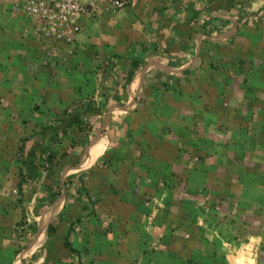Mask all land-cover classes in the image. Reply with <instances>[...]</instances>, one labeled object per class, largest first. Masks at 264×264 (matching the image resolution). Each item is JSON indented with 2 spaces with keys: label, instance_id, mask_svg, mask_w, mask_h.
I'll list each match as a JSON object with an SVG mask.
<instances>
[{
  "label": "crops",
  "instance_id": "obj_1",
  "mask_svg": "<svg viewBox=\"0 0 264 264\" xmlns=\"http://www.w3.org/2000/svg\"><path fill=\"white\" fill-rule=\"evenodd\" d=\"M15 5L0 264H264V0H131L57 52Z\"/></svg>",
  "mask_w": 264,
  "mask_h": 264
},
{
  "label": "built area",
  "instance_id": "obj_2",
  "mask_svg": "<svg viewBox=\"0 0 264 264\" xmlns=\"http://www.w3.org/2000/svg\"><path fill=\"white\" fill-rule=\"evenodd\" d=\"M15 8L34 20L36 36L57 52L59 45H73L88 20L101 11L116 14L131 0H15ZM21 256V255H20Z\"/></svg>",
  "mask_w": 264,
  "mask_h": 264
},
{
  "label": "trees",
  "instance_id": "obj_3",
  "mask_svg": "<svg viewBox=\"0 0 264 264\" xmlns=\"http://www.w3.org/2000/svg\"><path fill=\"white\" fill-rule=\"evenodd\" d=\"M41 152H45V153H48V149L47 148H42V147H36L34 148L31 152H30V155H29V160L27 161V164H29L30 168L31 169H38V166L35 165L34 163V160L37 158L38 154H40ZM56 159V155L55 154H48L45 158V162L46 163H49V164H53L54 160ZM69 182L66 181L64 183V187L67 188ZM69 247V246H67Z\"/></svg>",
  "mask_w": 264,
  "mask_h": 264
},
{
  "label": "rangeland",
  "instance_id": "obj_4",
  "mask_svg": "<svg viewBox=\"0 0 264 264\" xmlns=\"http://www.w3.org/2000/svg\"><path fill=\"white\" fill-rule=\"evenodd\" d=\"M25 257V256H24ZM264 257V256H263ZM19 260H21L20 259V257H19ZM20 263H22L23 264V260H21V262ZM262 263H264V260L262 261ZM204 264V263H203ZM206 264H208V263H206ZM222 264H224L223 262H222Z\"/></svg>",
  "mask_w": 264,
  "mask_h": 264
}]
</instances>
